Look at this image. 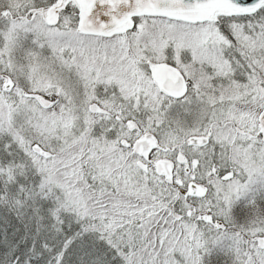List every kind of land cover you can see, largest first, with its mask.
I'll return each instance as SVG.
<instances>
[{
    "label": "snow or ice",
    "instance_id": "6c2138e0",
    "mask_svg": "<svg viewBox=\"0 0 264 264\" xmlns=\"http://www.w3.org/2000/svg\"><path fill=\"white\" fill-rule=\"evenodd\" d=\"M0 264H264V0H0Z\"/></svg>",
    "mask_w": 264,
    "mask_h": 264
}]
</instances>
